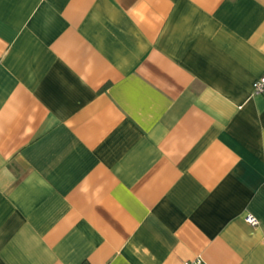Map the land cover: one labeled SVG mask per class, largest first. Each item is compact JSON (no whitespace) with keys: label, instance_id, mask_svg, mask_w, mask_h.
<instances>
[{"label":"crops","instance_id":"crops-1","mask_svg":"<svg viewBox=\"0 0 264 264\" xmlns=\"http://www.w3.org/2000/svg\"><path fill=\"white\" fill-rule=\"evenodd\" d=\"M262 74L264 0H0V264H264Z\"/></svg>","mask_w":264,"mask_h":264},{"label":"built area","instance_id":"built-area-1","mask_svg":"<svg viewBox=\"0 0 264 264\" xmlns=\"http://www.w3.org/2000/svg\"><path fill=\"white\" fill-rule=\"evenodd\" d=\"M252 91L255 95L264 94V74L260 75L252 82ZM246 220L253 225L257 223L256 219L253 217H247ZM180 264H204V262L200 257H197L194 259L182 261Z\"/></svg>","mask_w":264,"mask_h":264}]
</instances>
